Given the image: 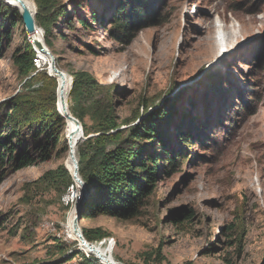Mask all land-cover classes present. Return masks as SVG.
I'll return each mask as SVG.
<instances>
[{
    "label": "rangeland",
    "instance_id": "1",
    "mask_svg": "<svg viewBox=\"0 0 264 264\" xmlns=\"http://www.w3.org/2000/svg\"><path fill=\"white\" fill-rule=\"evenodd\" d=\"M154 1L160 21L139 27L127 44L105 32L116 0L58 4L74 27L65 16L58 18L51 50L73 80L89 75L84 112L97 101L102 120L119 126L112 133L125 132L123 142L166 106L176 110L172 122L165 121L168 132L191 121L206 123L200 144L187 152L190 159L171 175L160 174L134 215L83 218L81 231L105 234L90 242L115 243L121 264H264V0ZM9 20L1 29L7 35L0 41V104L33 98L30 107L46 114L51 93L24 95L43 84L34 80L24 88L36 74L23 79L18 62L30 34L23 19ZM224 36L229 42L222 47ZM38 68L49 72L50 65ZM60 114L66 120L60 140L54 134L36 139L27 125L16 148L30 153L34 163L11 170L0 183V264H106L68 230L82 186L70 169L68 119ZM82 124L92 128L90 136L98 135L90 114ZM87 139L79 146L86 149ZM117 144L108 143L109 150ZM143 148L160 149L152 142ZM64 170L76 182L74 189H65ZM186 212L193 217L186 219Z\"/></svg>",
    "mask_w": 264,
    "mask_h": 264
},
{
    "label": "trees",
    "instance_id": "2",
    "mask_svg": "<svg viewBox=\"0 0 264 264\" xmlns=\"http://www.w3.org/2000/svg\"><path fill=\"white\" fill-rule=\"evenodd\" d=\"M34 1L37 7L36 22L45 30V41L51 48L50 38L54 33L58 18L65 16L70 27H74V24L71 17L66 16V9H58V4H61L60 0ZM157 6L154 0H116L115 9L107 20L105 32L114 40L127 44L139 27L153 25L160 21ZM5 17H8L9 22L14 24L23 19L19 9L0 0V41L7 35L1 30ZM94 19H96L95 16ZM76 22L85 26V20L82 18L76 19ZM25 40L28 41L27 38ZM26 43L22 56L18 58L23 79L28 78L34 70L36 74L29 80L27 79L24 88L28 90L32 88L31 83L34 80L42 81L40 83L43 84L40 88L30 90L24 95L35 97L36 90H38V93L42 95L51 93L52 98L46 114L43 112L39 114L37 110L30 107L32 104L27 102L33 98L22 101V98L14 97L0 104V183L11 170H19L34 163V158L30 153L20 152L16 148L17 144L26 138L27 125L32 127V136L36 139L41 135H46L49 140L50 134H54V138L60 140V133L66 123L65 118L58 111L59 81L49 75L48 67L43 70L37 67L38 52L32 41ZM90 81L89 75L84 72L77 75L74 78L70 95L74 101L70 108L72 114L82 122L90 114L95 123L93 132L98 134L90 136L92 128L83 124L85 135L88 136V146L86 149L79 146V163L80 174L88 185L89 199L85 209L81 212V220L102 214L115 217L131 216L142 204L150 189L156 185L160 174L169 176L180 162L190 159L187 152L196 144H200L202 134L205 136V130L203 131L202 128H205L206 123L191 121L183 127L179 125L177 133L168 132L165 121L169 119L172 122L171 116L176 110L174 105L166 106V109L154 113L145 122H140V127L131 129L129 140L123 142L125 132L120 131L116 135L112 133L119 126L112 120H102L103 114L97 113L99 107L96 104L97 101L93 102L86 112L82 110L85 93L91 87ZM240 101L243 102L242 99ZM121 142L122 146H120ZM146 142H152L160 148L159 152L143 148ZM108 143L118 144L114 150H109ZM124 144L129 146L126 147ZM137 144L140 145L139 148L135 147ZM43 152L44 157L47 158L49 152L46 143ZM63 174L66 179L65 189L71 184L75 187L76 182L72 175L66 170ZM184 215L186 219L193 217L192 212H186ZM104 235L98 234L94 237L88 230H84V236L89 241L102 239ZM85 263L95 264L90 260Z\"/></svg>",
    "mask_w": 264,
    "mask_h": 264
},
{
    "label": "bare ground",
    "instance_id": "3",
    "mask_svg": "<svg viewBox=\"0 0 264 264\" xmlns=\"http://www.w3.org/2000/svg\"><path fill=\"white\" fill-rule=\"evenodd\" d=\"M5 1L9 2L10 5L16 7L20 11L23 9V6L30 8L32 10L35 18H36L37 7H35L36 3L34 0H5ZM38 27H39V32L31 34L30 37L33 39L37 38L39 40H42V42L44 41L46 43V41H45V30L43 28H41L40 26H38ZM227 42H229L228 37L224 36V38L221 39V41H220V45L222 44L221 46L223 47V45L225 46ZM46 45L48 46L47 43H46ZM48 48L51 50V48L49 46H48ZM39 50H40L39 52L37 51L38 52V60H39L38 67L42 66V65L49 64L50 70H51V72H50V70H49V72L53 75L52 77H55L59 81V87H58V109H59V111H61L62 114H64V115H67V112L72 114V111L70 109L71 108L70 95H71V91H72L73 78H72L71 74H69L66 70H63L61 68L60 69L64 72L65 75L58 73L54 69V66H52L51 58L49 56H47V54L44 51L41 50L40 46H39ZM51 52L54 55L52 50H51ZM56 62H57V60H56ZM65 99L67 101L66 107H64V104H63ZM67 119H68V127H67L68 138L70 141L71 148L75 149L76 154H77L78 146L83 139V135H82V132L79 130L78 123L76 121H74L73 119H70V118H67ZM71 154H72V152L70 151L69 163H70V169L72 170L74 178H75L76 177L75 176L76 169L74 166L73 159L71 158ZM78 176L82 177L80 173L78 174ZM75 181H76V178H75ZM76 182L80 186H82L78 181H76ZM79 188L81 189L80 199H79L80 201L75 207L76 211H74L75 210L74 209L72 211V213H70V215H69V222H68L69 233L72 234L73 237H76L75 240L80 241L82 243V247L86 252H90V253L95 254L100 259H102V261H105L106 264H121L117 260V257L115 256V253L113 250L115 247L114 246L115 243H112L111 241H107L104 239V241H102L101 243L98 242V243L94 244L93 242H90L89 240H87L86 237L84 236V238L87 240V242L89 244L88 245L83 244L82 237L79 235L78 230L76 229L75 220H74L75 216L77 214H79L78 208H79V205L82 201L81 199L84 195L83 187H79ZM73 189H74V186H73ZM80 212H82V210ZM80 229H81V227H80ZM111 240H113V239H111Z\"/></svg>",
    "mask_w": 264,
    "mask_h": 264
},
{
    "label": "water",
    "instance_id": "4",
    "mask_svg": "<svg viewBox=\"0 0 264 264\" xmlns=\"http://www.w3.org/2000/svg\"><path fill=\"white\" fill-rule=\"evenodd\" d=\"M5 1V0H4ZM9 5L10 3L7 2ZM12 6V5H11ZM36 7V5H35ZM21 15H22V18L25 22V25H26V29H27V32L31 35L33 33H37L39 32V27H38V24L36 22V18L32 12V10L26 6H23V9L21 10ZM44 39V38H43ZM31 41L33 42V44L35 45V48L36 50L39 52V46L41 47V50L44 51L47 56H49L52 60V66H54V69L58 72V73H61L63 75L64 72L58 67V64H56V58L55 56L52 54L51 50L48 48V46L46 45V43L42 40H39V39H33L31 38ZM50 76H53L50 72H48ZM73 84H74V80L72 82V88H73ZM64 107H66L67 105V101L66 99L64 100ZM61 112V111H60ZM62 113V112H61ZM64 115V114H63ZM64 116H68L67 118H70V119H73L74 121H76L78 123V126H79V130L82 132V135L83 137L85 138V132H84V127H83V124L82 122L76 118L75 116H73L72 114H70L69 112H67V115H64ZM70 151L72 152L71 154V158L73 159V162H74V166H75V169H76V172H75V178H76V181H78L82 187H83V190H84V195L82 197V202L80 203L79 205V208H78V211H79V214H77L74 218L75 220V225H76V229L78 230V233L79 235L82 237V240H83V244L84 245H88L89 243L87 242V240L84 238V235L80 229V225H79V222L81 220V210L83 209V201H85V199H87L88 197V185L87 183L83 180L82 177H79L78 174L80 173V163H79V160H78V157H77V154H76V151L75 149H72L71 148V145H70ZM79 202V201H78Z\"/></svg>",
    "mask_w": 264,
    "mask_h": 264
},
{
    "label": "built area",
    "instance_id": "5",
    "mask_svg": "<svg viewBox=\"0 0 264 264\" xmlns=\"http://www.w3.org/2000/svg\"><path fill=\"white\" fill-rule=\"evenodd\" d=\"M36 65H38V64H37V62H36ZM76 198H77V197H73V201H75V200H76Z\"/></svg>",
    "mask_w": 264,
    "mask_h": 264
}]
</instances>
